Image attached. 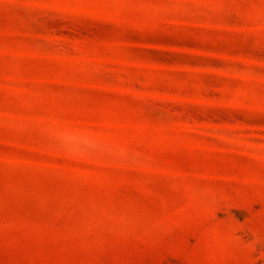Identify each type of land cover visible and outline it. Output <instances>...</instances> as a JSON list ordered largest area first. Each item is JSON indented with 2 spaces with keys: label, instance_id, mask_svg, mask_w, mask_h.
<instances>
[{
  "label": "rangeland",
  "instance_id": "374dc122",
  "mask_svg": "<svg viewBox=\"0 0 264 264\" xmlns=\"http://www.w3.org/2000/svg\"><path fill=\"white\" fill-rule=\"evenodd\" d=\"M0 264H264V0H0Z\"/></svg>",
  "mask_w": 264,
  "mask_h": 264
}]
</instances>
